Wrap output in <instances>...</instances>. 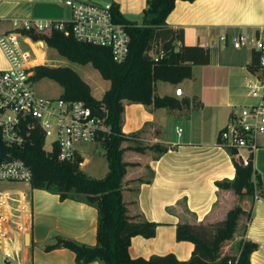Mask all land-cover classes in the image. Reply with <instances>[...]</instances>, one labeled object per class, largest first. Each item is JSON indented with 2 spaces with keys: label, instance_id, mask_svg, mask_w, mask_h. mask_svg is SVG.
<instances>
[{
  "label": "crops",
  "instance_id": "0c3cea01",
  "mask_svg": "<svg viewBox=\"0 0 264 264\" xmlns=\"http://www.w3.org/2000/svg\"><path fill=\"white\" fill-rule=\"evenodd\" d=\"M105 1L115 3L127 21L141 24L147 0ZM69 14L64 0H0V33L10 28L12 19L65 20ZM164 24L182 29L183 44L208 50V63L199 64L207 66L203 67L206 72L192 94L184 93L179 86L187 78L178 83L164 81L166 85L161 90L155 80L154 92L159 95H174V88L180 87L181 94L175 96L187 97V107L169 110L122 101L120 129L126 135L134 134L120 143L122 160L127 162L121 178V195L128 215L157 222L154 235L130 237V257L172 252L178 259H186L193 244L175 239V224L219 221L236 202L231 188L215 184L216 180L231 179L234 174L228 151L218 146L216 140L235 105L252 100L244 82L252 72L249 65L253 53L229 42L220 46L218 35L250 33L264 27V0H175ZM19 39L27 42L33 52L37 50L29 34L24 33ZM35 40L45 44L42 39ZM37 51L40 57H32L27 63L45 61L44 52ZM6 67L0 49V70ZM167 123L173 124L175 139L165 134ZM134 146L142 148L136 150ZM160 146L164 150L160 151ZM78 152L82 158L79 167L91 176L89 168H83L88 158ZM252 165L260 186L254 195L244 237L257 244L250 252V264H264V133L256 138ZM106 170L105 163L99 177ZM247 202L243 199L241 205L245 207ZM95 221L92 205L60 199L56 193L32 188L29 181L0 180V264H102L99 260L76 262L73 252L66 247L43 248L56 235L93 244ZM229 245L226 241L223 251Z\"/></svg>",
  "mask_w": 264,
  "mask_h": 264
},
{
  "label": "trees",
  "instance_id": "16d2710c",
  "mask_svg": "<svg viewBox=\"0 0 264 264\" xmlns=\"http://www.w3.org/2000/svg\"><path fill=\"white\" fill-rule=\"evenodd\" d=\"M174 1L147 0L142 9L141 24L124 19L115 3L108 5L112 19L122 23L128 36L127 53L120 62L112 59L108 47L77 40L57 29L42 34L23 31L34 40L42 39L69 60L89 62L102 78L108 80V86L101 96L95 98L90 94L88 83L69 66L40 63L32 67V79L48 77L61 86L59 96L80 99L95 111L103 109L104 121L109 126V132L96 140L104 149L107 166L101 177L89 176L81 170L78 162L82 158L79 155L72 160H58L54 151H44L41 147L42 137L37 133L23 148H9L29 166L32 188L56 193L60 199L82 201L96 210L93 244L56 235L53 242L43 246L45 250L62 246L73 252L76 262L99 260L102 264H227V261L229 264H250V252L257 244L245 238L244 232L250 219L254 195L260 186L259 175L252 165V155L245 164L230 156L233 177L215 181L219 187L231 188L236 196V202L223 219L208 224H175V239L189 240L193 244L186 259H178L172 252L153 254L147 258L130 257L127 251L132 235H154L157 222L128 215L122 199L121 178L127 162L122 160L123 147L120 143L134 134L126 135L120 129L122 101L140 102L169 110L187 107L189 99L185 96L156 94L154 82L178 83L191 76L192 64H205L209 60L207 49L182 43L181 28L164 24ZM158 54L161 56L154 60L153 56ZM255 68L256 56L253 53L249 69L253 71ZM134 148L140 150L142 147ZM159 150H164V147L160 146ZM243 199L248 201L245 207L241 205ZM226 241L230 245L223 251L222 246Z\"/></svg>",
  "mask_w": 264,
  "mask_h": 264
},
{
  "label": "built area",
  "instance_id": "2783aa9c",
  "mask_svg": "<svg viewBox=\"0 0 264 264\" xmlns=\"http://www.w3.org/2000/svg\"><path fill=\"white\" fill-rule=\"evenodd\" d=\"M64 3L69 8L68 19H12L10 28L0 33V49L7 61V67L0 70V140L9 157L0 158V180L29 181V166L9 148H23L32 141L33 134L41 135L44 151H54L58 160H72L80 156L77 144L96 141L109 132L105 114H101L103 109L95 111L80 99L38 95L33 88L34 65L27 63L19 42L23 31L42 34L57 29L77 40L108 47L117 62L127 53V33L122 23L112 19L108 6L92 0H64ZM218 41L220 46L229 42L256 56V68L244 82L252 100L232 111L216 140L218 146L232 152L230 156L245 164L256 147V138L264 133V27L250 33L229 36L222 33ZM34 44L45 46L37 40ZM159 56L154 55L153 59ZM180 94V87H175L174 95ZM4 255L8 257V253Z\"/></svg>",
  "mask_w": 264,
  "mask_h": 264
},
{
  "label": "rangeland",
  "instance_id": "374dc122",
  "mask_svg": "<svg viewBox=\"0 0 264 264\" xmlns=\"http://www.w3.org/2000/svg\"><path fill=\"white\" fill-rule=\"evenodd\" d=\"M22 51L26 58L31 59L32 57H40L38 56V51H43L45 61L42 63H46L48 65H66L73 69L78 75L85 80L90 88V93L93 97L99 98L101 96L102 88L104 84H108V80L102 78L98 71L89 63H78L72 60L67 59L66 57L60 55L53 47L45 45L44 47H35L32 51L31 46L27 42H23L19 39ZM243 49V48H242ZM203 65L193 64L191 66V76L185 79L183 82L179 84V86L183 89L184 93H195L196 90L200 86L201 80L204 78V72L206 70L203 69ZM157 81V89L161 90L165 87V82L161 80ZM33 88L38 95L43 96H57L61 92V86L55 82L54 80L48 77H40L37 79H33L32 82ZM160 85V86H159ZM165 92V91H162ZM239 104H236L237 107ZM165 134L168 137H172L175 139V131L172 123H167L165 126ZM97 142V141H96ZM77 148L79 149L81 155L83 157H87V164L83 168H89L92 177H99L102 174V169L105 167V158L102 154L104 149L99 143L91 142H83L77 144ZM87 170V169H86Z\"/></svg>",
  "mask_w": 264,
  "mask_h": 264
},
{
  "label": "water",
  "instance_id": "95a60500",
  "mask_svg": "<svg viewBox=\"0 0 264 264\" xmlns=\"http://www.w3.org/2000/svg\"><path fill=\"white\" fill-rule=\"evenodd\" d=\"M95 3H98L103 6H108V2L105 0H92ZM101 114L104 115L105 112L101 111ZM0 158L9 159V157L6 155V146L1 142L0 140Z\"/></svg>",
  "mask_w": 264,
  "mask_h": 264
}]
</instances>
